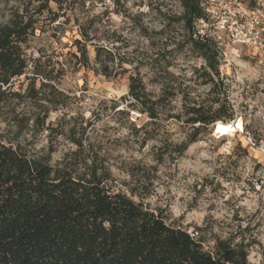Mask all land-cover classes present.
<instances>
[{
    "label": "rangeland",
    "instance_id": "1",
    "mask_svg": "<svg viewBox=\"0 0 264 264\" xmlns=\"http://www.w3.org/2000/svg\"><path fill=\"white\" fill-rule=\"evenodd\" d=\"M61 1V12L50 8L64 17L54 23L46 13L40 17L26 48L28 70L13 82L23 93L28 79L36 88L44 76L51 79L42 92L44 125L31 129L30 122L20 138L27 149L53 151L56 165L78 141L83 157L108 169L111 190L161 211L167 224L200 237L206 250L226 240L247 250L248 264H264V51L231 47L198 22L196 29L216 42L219 78L211 75L212 87L179 22L178 0ZM27 3L40 0H0V21ZM79 28L88 37V67L74 58ZM95 47L112 52L108 77L93 61ZM129 77L141 81L152 101L160 98L155 120L131 108ZM220 104L233 112L230 123L242 122L240 132L221 136L211 126L195 132L197 125L185 123L190 107ZM9 105L0 114V135L8 131L4 113L15 109ZM191 137L196 141L178 155L177 146Z\"/></svg>",
    "mask_w": 264,
    "mask_h": 264
},
{
    "label": "trees",
    "instance_id": "2",
    "mask_svg": "<svg viewBox=\"0 0 264 264\" xmlns=\"http://www.w3.org/2000/svg\"><path fill=\"white\" fill-rule=\"evenodd\" d=\"M178 1L182 8L179 22L192 49L204 60L206 84L214 87L211 75L219 78L216 42L196 29L198 22L208 23L201 6L205 0ZM236 1L248 9L257 2ZM50 3L62 11L61 0H40L36 6L27 3L14 9L0 21V114L9 104L15 109L22 106L12 115L4 113L2 120L8 131L0 135V264H248L244 247L216 240L206 250L200 237L167 224L161 211L111 190L108 169L96 157H83L82 143L73 141L77 149L56 165L50 164L53 151L35 155L27 149L20 138L30 122L31 129L44 125L49 111L41 105L46 102L42 92L50 87L51 79L44 76L45 83L38 88L33 78L28 79L23 93L13 89V82L28 70L26 48L40 17L46 13L52 23L64 17ZM78 35L73 41L74 58L81 67H88V37L80 28ZM93 61L100 74L108 77L109 64L114 63L112 52L95 47ZM127 95L133 101L132 109L140 108L149 120L157 118L160 98L152 101L136 77H129ZM186 116V124L197 125L195 132L233 121L231 109L221 104L215 109L190 107ZM195 141L191 137L177 146V154Z\"/></svg>",
    "mask_w": 264,
    "mask_h": 264
},
{
    "label": "built area",
    "instance_id": "3",
    "mask_svg": "<svg viewBox=\"0 0 264 264\" xmlns=\"http://www.w3.org/2000/svg\"><path fill=\"white\" fill-rule=\"evenodd\" d=\"M212 32L226 38L231 47L264 51V0L248 9L236 0H205L201 4Z\"/></svg>",
    "mask_w": 264,
    "mask_h": 264
},
{
    "label": "bare ground",
    "instance_id": "4",
    "mask_svg": "<svg viewBox=\"0 0 264 264\" xmlns=\"http://www.w3.org/2000/svg\"><path fill=\"white\" fill-rule=\"evenodd\" d=\"M215 133L221 136L231 135L242 130V122L240 120H235L233 123H220L214 127Z\"/></svg>",
    "mask_w": 264,
    "mask_h": 264
},
{
    "label": "water",
    "instance_id": "5",
    "mask_svg": "<svg viewBox=\"0 0 264 264\" xmlns=\"http://www.w3.org/2000/svg\"><path fill=\"white\" fill-rule=\"evenodd\" d=\"M233 123V122H232ZM217 125V124H216Z\"/></svg>",
    "mask_w": 264,
    "mask_h": 264
}]
</instances>
